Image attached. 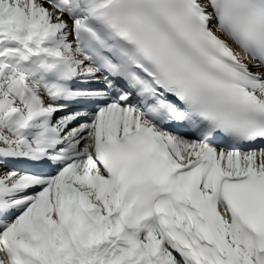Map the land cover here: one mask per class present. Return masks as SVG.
<instances>
[{"label": "snow or ice", "instance_id": "snow-or-ice-1", "mask_svg": "<svg viewBox=\"0 0 264 264\" xmlns=\"http://www.w3.org/2000/svg\"><path fill=\"white\" fill-rule=\"evenodd\" d=\"M0 264H264V0H0Z\"/></svg>", "mask_w": 264, "mask_h": 264}]
</instances>
